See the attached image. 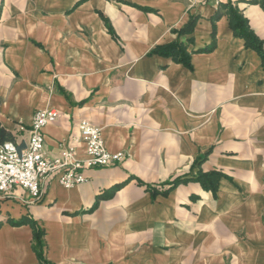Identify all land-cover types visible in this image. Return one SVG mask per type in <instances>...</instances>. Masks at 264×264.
Wrapping results in <instances>:
<instances>
[{
  "label": "crops",
  "instance_id": "0c3cea01",
  "mask_svg": "<svg viewBox=\"0 0 264 264\" xmlns=\"http://www.w3.org/2000/svg\"><path fill=\"white\" fill-rule=\"evenodd\" d=\"M226 4L264 44L255 0H0L1 126L24 147L35 114L55 109L50 157L84 120L124 154L71 189L49 178L36 202L21 189L0 195V264H40L31 224H12L22 219L45 232L52 264H264V68ZM191 16L189 52L215 26L214 51L193 53L191 68L150 54ZM200 172L223 176L216 194L195 180L162 194Z\"/></svg>",
  "mask_w": 264,
  "mask_h": 264
},
{
  "label": "built area",
  "instance_id": "2783aa9c",
  "mask_svg": "<svg viewBox=\"0 0 264 264\" xmlns=\"http://www.w3.org/2000/svg\"><path fill=\"white\" fill-rule=\"evenodd\" d=\"M203 1L187 0L191 8ZM60 117L58 110H40L32 120L24 147L10 141L0 143V195L21 189L36 202L42 198L43 184L55 175L62 187L71 189L87 182V170L110 167L124 159L123 153L107 149L101 129L87 120L81 122L77 135L59 145V154L50 157L43 130Z\"/></svg>",
  "mask_w": 264,
  "mask_h": 264
},
{
  "label": "trees",
  "instance_id": "16d2710c",
  "mask_svg": "<svg viewBox=\"0 0 264 264\" xmlns=\"http://www.w3.org/2000/svg\"><path fill=\"white\" fill-rule=\"evenodd\" d=\"M255 3L261 4L264 7V0H255ZM220 9L221 11H225V13H227L229 25L234 35L244 40L247 49H251L258 53L264 68V44L251 30L248 20L241 14L238 9L233 8L230 4L223 5ZM221 16L222 12H218L213 20L216 21L220 19ZM197 21V17L191 16L189 18V21L183 26V28L175 32L178 35L177 40L169 44L156 47L150 54L165 58H171L174 62L191 68V57L193 53H210L214 51L217 46V31L216 27L214 26L213 31L211 33V43L202 50H199L197 52H189V46L194 43V38L192 35ZM109 31L112 33L111 28H109ZM183 37H187L186 41H182ZM8 141L15 142V139L0 124V143ZM205 159L206 157L200 158L198 162H195V165L201 166ZM222 177L223 176L218 172H200L197 178L195 179L187 178L186 176L177 177L164 185L166 188H164L162 194L166 195L172 190L179 187L180 185L188 183L192 180H195L200 183L203 189L211 191L213 194H216L218 190L219 181ZM116 189L117 188L110 189L104 192L103 194L99 195L92 210L97 207L101 200L110 198L116 191ZM12 224L14 226L31 224L33 228V249L37 254L40 264H52L46 257L47 247L44 242L45 232L34 222H31L27 219H22L20 221L13 222Z\"/></svg>",
  "mask_w": 264,
  "mask_h": 264
}]
</instances>
